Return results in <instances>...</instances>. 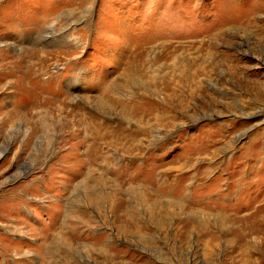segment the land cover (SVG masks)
<instances>
[{
	"label": "rangeland",
	"instance_id": "1",
	"mask_svg": "<svg viewBox=\"0 0 264 264\" xmlns=\"http://www.w3.org/2000/svg\"><path fill=\"white\" fill-rule=\"evenodd\" d=\"M0 264H264V0H0Z\"/></svg>",
	"mask_w": 264,
	"mask_h": 264
},
{
	"label": "bare ground",
	"instance_id": "2",
	"mask_svg": "<svg viewBox=\"0 0 264 264\" xmlns=\"http://www.w3.org/2000/svg\"><path fill=\"white\" fill-rule=\"evenodd\" d=\"M49 32V31H48ZM45 41H46V43H51V41L49 42V40L50 39H52V38H54V33H53V31H50L49 33H47L46 35H45ZM44 41V42H45ZM98 132V131H97ZM96 133V132H95Z\"/></svg>",
	"mask_w": 264,
	"mask_h": 264
}]
</instances>
